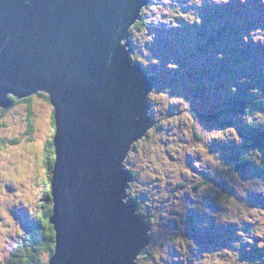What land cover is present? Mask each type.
I'll return each mask as SVG.
<instances>
[{
	"label": "rangeland",
	"instance_id": "obj_1",
	"mask_svg": "<svg viewBox=\"0 0 264 264\" xmlns=\"http://www.w3.org/2000/svg\"><path fill=\"white\" fill-rule=\"evenodd\" d=\"M149 4L143 25L130 35L132 60L156 83L148 104L155 124L129 161L138 173L129 193L151 222L152 242L138 264H264V150L251 144L255 129H264V6L256 21L250 20L249 10L257 11L253 0ZM222 8L241 15H218L213 24L206 16ZM198 12L199 23L210 26L203 32L191 23ZM4 108L0 264L14 231L4 210L37 213L46 189V144L54 135V107L45 96H32L31 106ZM240 153L254 162L230 173ZM223 177L226 187L213 184ZM41 255L48 260L50 252Z\"/></svg>",
	"mask_w": 264,
	"mask_h": 264
},
{
	"label": "water",
	"instance_id": "obj_2",
	"mask_svg": "<svg viewBox=\"0 0 264 264\" xmlns=\"http://www.w3.org/2000/svg\"><path fill=\"white\" fill-rule=\"evenodd\" d=\"M149 0H0V107L49 94L57 131L50 264H137L149 216L125 160L154 126V82L131 59Z\"/></svg>",
	"mask_w": 264,
	"mask_h": 264
},
{
	"label": "trees",
	"instance_id": "obj_3",
	"mask_svg": "<svg viewBox=\"0 0 264 264\" xmlns=\"http://www.w3.org/2000/svg\"><path fill=\"white\" fill-rule=\"evenodd\" d=\"M257 1H262V0H253V4L257 5L256 4ZM255 7L258 10L261 9L260 5H257ZM141 25H143V20L140 19L139 21L136 22V24L131 29H135ZM224 47L226 48L225 45ZM146 72L148 73L150 77L154 79V75L150 70L146 69ZM39 95L45 96L46 99L51 103L48 93L41 92L39 93ZM32 96L20 99L13 95H10L9 99L12 103L10 107L15 106L20 103L31 106ZM240 100L241 99H237V102ZM5 109L6 108L4 107H0V110H5ZM54 112L55 110L53 109L52 124L54 126V135L51 139L47 141V144H46L47 155L45 152L46 159L44 162V166L46 168L45 170L46 171V175H45L46 189H45V193L41 194L38 200L40 202L37 203V206L39 207L40 217L36 218L37 220L35 221V223H32V221L30 222L28 221V223H30L29 225L31 226L29 229L25 230L26 232L25 237H27V240L20 242V246L17 249L12 250V254L18 260L14 261V258H12V254L5 252L4 253L5 258H3V261H2L3 264H15V263L16 264H50V259L55 253L56 232L54 229V225L51 222V218L54 212V209H53L54 208V205H53L54 195H53V190H52L53 170H54V166L56 163V146H55L54 137L57 131V123H56ZM213 116L215 115H206V116L204 115V117L209 118V119H211ZM32 127L33 126H31L30 128ZM251 144L253 145L254 148L258 150H264V129L263 130L255 129V134L252 138ZM130 155L131 153L125 160V165H126L125 167L127 169H129V166H130L129 165ZM237 159H238L237 163H235L234 165H231L230 170H229L230 173H235L236 171L240 170V168H243L246 165H252L254 162L253 159L249 157V154H244V153L238 154ZM131 172L134 177L138 176V173L133 171L132 169H131ZM209 181L210 180H206V182H209ZM212 182L213 184L221 188H224L227 185V180L225 179V177L220 178V179H213ZM128 198L129 200L137 203V200H136L137 197L133 193H129ZM212 200L213 198L210 197V201ZM46 250L50 252V257L48 260H45L41 255V253ZM147 258H149V256H147ZM137 264H138V261H137ZM255 264H263V263L257 262Z\"/></svg>",
	"mask_w": 264,
	"mask_h": 264
},
{
	"label": "bare ground",
	"instance_id": "obj_4",
	"mask_svg": "<svg viewBox=\"0 0 264 264\" xmlns=\"http://www.w3.org/2000/svg\"><path fill=\"white\" fill-rule=\"evenodd\" d=\"M261 2H262V1H257L256 4H259L260 7H261ZM256 6H257V5H256ZM258 7H259V6H258ZM262 11H263V10H262ZM153 82H154V86H153V89H154V87H155V85H156L154 79H153ZM153 89H152V91H153ZM152 91H151V92H152ZM151 92H150V93H151ZM149 95H150V94H149ZM148 104H149V96H148ZM150 117H151V116H150ZM151 118H152V117H151ZM153 121H154V120H153ZM154 122H155V121H154ZM221 122H222V121H221ZM150 228H151V224H150Z\"/></svg>",
	"mask_w": 264,
	"mask_h": 264
}]
</instances>
